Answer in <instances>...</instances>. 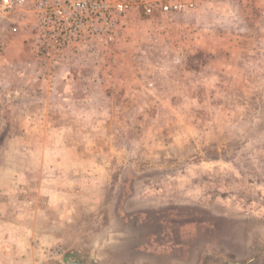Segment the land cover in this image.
I'll list each match as a JSON object with an SVG mask.
<instances>
[{
	"label": "rangeland",
	"instance_id": "374dc122",
	"mask_svg": "<svg viewBox=\"0 0 264 264\" xmlns=\"http://www.w3.org/2000/svg\"><path fill=\"white\" fill-rule=\"evenodd\" d=\"M46 1L0 0V239L25 264H264V0H106L60 51Z\"/></svg>",
	"mask_w": 264,
	"mask_h": 264
},
{
	"label": "built area",
	"instance_id": "2783aa9c",
	"mask_svg": "<svg viewBox=\"0 0 264 264\" xmlns=\"http://www.w3.org/2000/svg\"><path fill=\"white\" fill-rule=\"evenodd\" d=\"M146 17H153L159 12L162 15H172L193 7L192 3L183 0H133ZM25 0H20L24 3ZM46 3V5H45ZM106 0H47L42 2L39 12L42 14L43 24L39 30L49 46L57 51L71 45L83 44L86 36L83 28L87 23V13L91 11L93 20H103V11L107 9ZM130 5L121 2L117 6V13L124 18Z\"/></svg>",
	"mask_w": 264,
	"mask_h": 264
},
{
	"label": "crops",
	"instance_id": "0c3cea01",
	"mask_svg": "<svg viewBox=\"0 0 264 264\" xmlns=\"http://www.w3.org/2000/svg\"><path fill=\"white\" fill-rule=\"evenodd\" d=\"M4 233H5V236L1 237L2 239H0L3 241V245H2L3 250H4V245H6V247L9 245L11 246V248L7 253L5 252L1 253L0 264H25L23 261L25 250H24V247H22L23 246V236H22L23 233H21V230L18 228L16 229L12 228V229L5 230V232L3 231V234ZM18 253L20 254V256H18L19 255Z\"/></svg>",
	"mask_w": 264,
	"mask_h": 264
},
{
	"label": "water",
	"instance_id": "95a60500",
	"mask_svg": "<svg viewBox=\"0 0 264 264\" xmlns=\"http://www.w3.org/2000/svg\"><path fill=\"white\" fill-rule=\"evenodd\" d=\"M1 146V144H0ZM65 264H86V263H81V262H68V263H65Z\"/></svg>",
	"mask_w": 264,
	"mask_h": 264
}]
</instances>
